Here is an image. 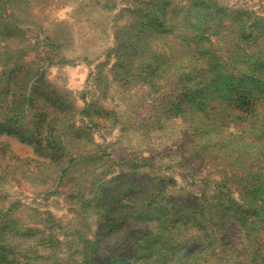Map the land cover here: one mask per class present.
<instances>
[{"label":"rangeland","instance_id":"374dc122","mask_svg":"<svg viewBox=\"0 0 264 264\" xmlns=\"http://www.w3.org/2000/svg\"><path fill=\"white\" fill-rule=\"evenodd\" d=\"M0 264H264V0H0Z\"/></svg>","mask_w":264,"mask_h":264}]
</instances>
